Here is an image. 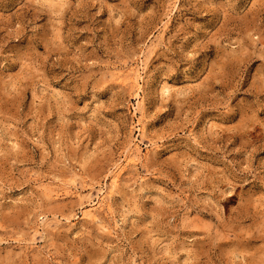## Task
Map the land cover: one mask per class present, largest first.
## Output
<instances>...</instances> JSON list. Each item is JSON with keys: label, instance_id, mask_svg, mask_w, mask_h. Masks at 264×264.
Returning <instances> with one entry per match:
<instances>
[{"label": "rangeland", "instance_id": "obj_1", "mask_svg": "<svg viewBox=\"0 0 264 264\" xmlns=\"http://www.w3.org/2000/svg\"><path fill=\"white\" fill-rule=\"evenodd\" d=\"M0 264H264V0H0Z\"/></svg>", "mask_w": 264, "mask_h": 264}, {"label": "bare ground", "instance_id": "obj_2", "mask_svg": "<svg viewBox=\"0 0 264 264\" xmlns=\"http://www.w3.org/2000/svg\"><path fill=\"white\" fill-rule=\"evenodd\" d=\"M133 70H134V69H133ZM135 70H136V69H135ZM136 71H137V70H136ZM135 73H138V71L135 72ZM136 76H137V74H136ZM126 77H127V76H126ZM127 78H129V77H127ZM136 78H137V77H136ZM130 80H132V78H131ZM134 80H135V79H134ZM127 81H128V80H127ZM138 83H139V82H138ZM136 145H137V144H136ZM137 146H138V145H137ZM133 147H134V146H133ZM135 147H136V146H135ZM131 148H132V147H131ZM135 149H137V148H135ZM137 150H140V149H137ZM137 150H136V151H137ZM128 151H130V150H128ZM131 152H132V151H131ZM133 152H134V151H133ZM133 152H132V153H133ZM128 153H129V152H128ZM132 156H134V155H132ZM126 157H127V156H126ZM126 159H129V157L126 158ZM131 159H132V158H131ZM131 159H130V160H131ZM133 159H134V158H133ZM130 160H129V161H130ZM129 161H128V162H129ZM126 162H127V161H126ZM132 162H133V161H132ZM127 164H129V163H127ZM122 166H123V165H122ZM123 169H124V168H123ZM123 169H121V170H123ZM116 170H117V169H116ZM118 172L120 173L119 168H118V170L116 171V173H115L114 176L118 175V174H119ZM117 173H118V174H117ZM120 174H121V173H120ZM114 176H113V177H114ZM113 179H114V178H113ZM115 179H116V178H115ZM113 182H114V181H113ZM84 204H86V203H84ZM91 205H92V204H91ZM96 205H97V204H96Z\"/></svg>", "mask_w": 264, "mask_h": 264}]
</instances>
